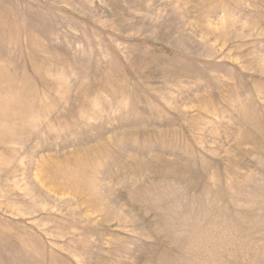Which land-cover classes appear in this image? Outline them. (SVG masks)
Segmentation results:
<instances>
[{"label":"rangeland","instance_id":"1","mask_svg":"<svg viewBox=\"0 0 264 264\" xmlns=\"http://www.w3.org/2000/svg\"><path fill=\"white\" fill-rule=\"evenodd\" d=\"M0 264H264V0H0Z\"/></svg>","mask_w":264,"mask_h":264}]
</instances>
